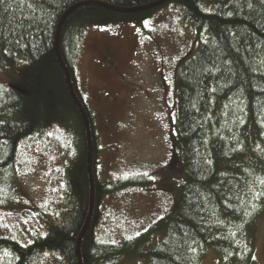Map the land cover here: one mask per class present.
<instances>
[{"label": "trees", "instance_id": "trees-1", "mask_svg": "<svg viewBox=\"0 0 264 264\" xmlns=\"http://www.w3.org/2000/svg\"><path fill=\"white\" fill-rule=\"evenodd\" d=\"M161 0H0V176L18 163L25 141L44 136L51 124V97L57 112L81 141L70 162L68 199L61 221L35 235L30 243L0 238V261L38 264L57 255L65 264H79L78 239L89 204L88 143L84 119L68 88L58 61L57 31L64 22L59 51L75 92L86 110L93 143L95 211L82 241L84 264H108L124 251L140 253L148 245L149 264H202L216 250L221 264H258L250 235L264 215V0H170L145 11L121 14L107 6L138 10ZM162 9L180 11L197 39L206 37L193 57L176 71L178 105L171 123L172 156L168 167L180 163L186 183L175 206L163 219L161 241L146 231L117 245H96L93 219L101 199L120 191L144 190L146 175H132L103 184L98 176L99 139L92 111L76 83L74 59L81 37L93 23L128 21L136 24ZM12 83L21 88L14 87ZM73 200V201H72ZM114 264V262H112Z\"/></svg>", "mask_w": 264, "mask_h": 264}, {"label": "rangeland", "instance_id": "rangeland-1", "mask_svg": "<svg viewBox=\"0 0 264 264\" xmlns=\"http://www.w3.org/2000/svg\"><path fill=\"white\" fill-rule=\"evenodd\" d=\"M206 37L197 39L180 11L162 9L136 24L101 22L84 31L74 59L76 83L93 113L99 139L98 176L103 184L130 175L151 180L144 190L130 189L101 199L93 219L96 245H117L152 226L156 241L165 236L163 219L175 206L186 183L180 163L168 167L172 156L171 123L178 105L176 71L193 57ZM0 70V85L10 86ZM14 87L21 88L12 83ZM51 124L42 138L25 141L17 165L0 176V238L27 244L56 226L69 207L70 162L79 155L76 133L57 112L51 97ZM69 171V173H68ZM73 201V200H72ZM255 259L264 264V215L251 231ZM148 245L140 253L124 251L108 264H149ZM0 264H11L5 256ZM38 264H65L46 254ZM202 264H221L208 250Z\"/></svg>", "mask_w": 264, "mask_h": 264}, {"label": "water", "instance_id": "water-1", "mask_svg": "<svg viewBox=\"0 0 264 264\" xmlns=\"http://www.w3.org/2000/svg\"><path fill=\"white\" fill-rule=\"evenodd\" d=\"M158 2L157 4L145 7V8H141L138 10H129V9H121V8H117V7H111V6H107L108 9H110L113 12H117V13H121V14H130V13H135V12H140V11H145V10H149V9H154L157 7L162 6L165 2ZM85 4H81L78 5L77 7L71 9L61 20L60 25L58 27V31H57V42H56V49H57V56H58V61L64 71V74L66 76V80H67V84H68V88L69 91L71 93V96L76 104V106L78 107L83 119H84V123H85V128H86V136H87V143H88V173H89V185H90V207H89V214L88 217L86 219L84 228L79 236L78 239V247H77V253H78V262L79 264H84L83 263V258L81 255V245H82V241L90 227L91 221H92V216H93V211H94V204H95V179H94V175H93V143H92V137H91V129H90V123H89V119L86 113V110L84 109L83 103L79 100L75 89H74V84L73 81L71 79L69 70L60 54L59 51V39H60V35H61V31L64 25L65 20L67 19V17L73 13L77 8L83 6Z\"/></svg>", "mask_w": 264, "mask_h": 264}, {"label": "bare ground", "instance_id": "bare-ground-1", "mask_svg": "<svg viewBox=\"0 0 264 264\" xmlns=\"http://www.w3.org/2000/svg\"><path fill=\"white\" fill-rule=\"evenodd\" d=\"M162 1H165V0H161L160 2H162ZM170 0H167L164 4H166V3H168ZM163 4V5H164ZM63 19V18H62ZM84 106V105H83ZM85 109V108H84ZM170 128H171V131H172V127L170 126ZM172 134V133H171ZM136 175H144V174H136ZM130 176H132V175H130ZM146 176H147V174H146ZM126 177H128V176H126ZM125 191V190H124ZM121 192V191H120ZM95 194H96V185H95ZM118 194V193H117ZM95 200H96V196H95ZM89 207H90V204H89ZM94 211H95V204H94ZM94 211H93V216H94ZM88 214H89V210H88ZM93 216H92V218H93ZM87 217H88V215H87Z\"/></svg>", "mask_w": 264, "mask_h": 264}]
</instances>
